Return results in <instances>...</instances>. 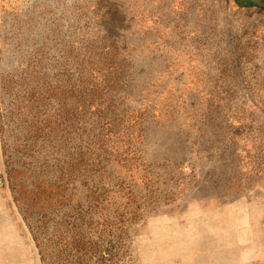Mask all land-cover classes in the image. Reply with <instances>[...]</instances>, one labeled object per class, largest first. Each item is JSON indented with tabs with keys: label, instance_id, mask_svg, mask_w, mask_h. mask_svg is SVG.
<instances>
[{
	"label": "rangeland",
	"instance_id": "obj_1",
	"mask_svg": "<svg viewBox=\"0 0 264 264\" xmlns=\"http://www.w3.org/2000/svg\"><path fill=\"white\" fill-rule=\"evenodd\" d=\"M242 1L0 0V264H264V2ZM100 40L128 66L114 173L76 131Z\"/></svg>",
	"mask_w": 264,
	"mask_h": 264
},
{
	"label": "trees",
	"instance_id": "obj_2",
	"mask_svg": "<svg viewBox=\"0 0 264 264\" xmlns=\"http://www.w3.org/2000/svg\"><path fill=\"white\" fill-rule=\"evenodd\" d=\"M259 1L264 2V0ZM242 2L245 5L255 4L248 0ZM259 6L264 8V3ZM120 47L121 45L110 44L102 40L84 46L79 64V83L75 84L73 89L78 97L77 116L79 121L76 131L78 134L80 133L78 148L83 155L82 162L88 163V159L93 158L96 151H99L98 156L104 155L105 157L98 161L94 159L93 167L98 170L109 169L113 173L116 168H109L107 156L118 150L114 145H111L112 136L123 135L122 127L119 126L124 122L125 117L120 108L124 104L122 98L125 99L122 92L125 89L128 91L125 76L128 68L127 63L114 60L115 57H119L120 52L117 48ZM119 68L124 72L122 76L118 71ZM117 124L119 128L115 129ZM49 132L52 133L50 130ZM86 155H90V157ZM60 182L64 184L67 181L61 177ZM39 201L43 202L42 211L44 213L49 211L48 208L52 204L48 202V205L44 207L46 198Z\"/></svg>",
	"mask_w": 264,
	"mask_h": 264
}]
</instances>
